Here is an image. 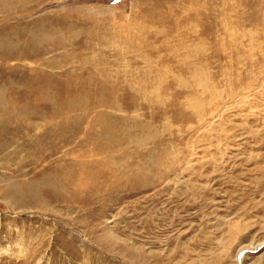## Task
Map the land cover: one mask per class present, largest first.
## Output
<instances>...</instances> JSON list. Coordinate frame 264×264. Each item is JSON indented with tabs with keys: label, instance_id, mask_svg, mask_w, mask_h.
<instances>
[{
	"label": "rangeland",
	"instance_id": "1",
	"mask_svg": "<svg viewBox=\"0 0 264 264\" xmlns=\"http://www.w3.org/2000/svg\"><path fill=\"white\" fill-rule=\"evenodd\" d=\"M0 264H264V0H0Z\"/></svg>",
	"mask_w": 264,
	"mask_h": 264
}]
</instances>
